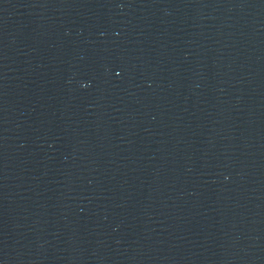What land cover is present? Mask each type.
<instances>
[{"label": "water", "instance_id": "1", "mask_svg": "<svg viewBox=\"0 0 264 264\" xmlns=\"http://www.w3.org/2000/svg\"><path fill=\"white\" fill-rule=\"evenodd\" d=\"M243 264H264V219Z\"/></svg>", "mask_w": 264, "mask_h": 264}]
</instances>
